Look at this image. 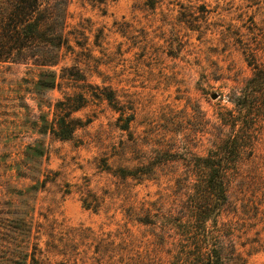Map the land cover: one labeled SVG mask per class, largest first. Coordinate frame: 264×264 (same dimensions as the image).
<instances>
[{"label":"rangeland","instance_id":"obj_1","mask_svg":"<svg viewBox=\"0 0 264 264\" xmlns=\"http://www.w3.org/2000/svg\"><path fill=\"white\" fill-rule=\"evenodd\" d=\"M62 21L57 70L87 81L44 88L41 69L0 63V219L14 223L0 262L37 248L36 264H184L170 221L194 200L197 240L264 264V83L250 113L237 104L264 75V0H66ZM68 97L80 121L63 140L51 124ZM233 138L214 211L196 160Z\"/></svg>","mask_w":264,"mask_h":264},{"label":"trees","instance_id":"obj_2","mask_svg":"<svg viewBox=\"0 0 264 264\" xmlns=\"http://www.w3.org/2000/svg\"><path fill=\"white\" fill-rule=\"evenodd\" d=\"M65 1L0 0V63H23L41 69L43 78H40L38 84L44 88H55L60 84L59 79L64 78L87 81L86 75L77 67L62 68L61 73L57 70L60 63L59 51L69 42L68 36L64 34L63 27L65 25L62 21ZM93 1L103 2L104 0ZM263 83L264 75L259 71L245 87L243 95L237 101L241 109L247 113L251 112L258 93L256 84L261 86ZM96 87L99 88V86ZM106 96L111 101L115 100L113 96ZM81 98L85 99L83 95ZM71 99V97H68L67 101L69 100V102L60 101V107L64 108L65 106V109L69 111L60 118L56 117L55 122L51 124L52 133L63 140L70 138L75 133L80 121L72 117V112L78 109L79 106L70 104ZM46 129L44 128V131ZM237 142L236 138L228 139L216 153L196 160V162L205 165L208 170L205 179V191L214 200L212 203L209 202L208 205L211 210L214 207V211H218L228 199L225 184L226 166L235 161L238 155ZM169 159L165 157L162 162L169 161ZM187 209V216L175 218V222L170 221L180 230L185 242L179 262L184 264H224L223 250L217 243L210 244L207 241L203 244V239L207 233H201L200 237H203V239H196L195 234L203 229L198 223H205L208 208L199 211L197 201L193 200L187 203ZM6 220L0 219V241L7 239L6 236H9L11 227L14 226V223L8 222L10 221L9 218H6ZM16 227L21 231L26 228V224L22 221ZM3 247L6 246L0 243V251H3ZM35 251L20 252L26 264L29 257L32 264L37 263ZM2 257L5 258L6 256ZM5 261L12 264H21L19 260L10 256L6 257ZM5 261L4 263L0 262V264H7Z\"/></svg>","mask_w":264,"mask_h":264},{"label":"water","instance_id":"obj_3","mask_svg":"<svg viewBox=\"0 0 264 264\" xmlns=\"http://www.w3.org/2000/svg\"><path fill=\"white\" fill-rule=\"evenodd\" d=\"M216 96H217V94H214V95H213V98H216Z\"/></svg>","mask_w":264,"mask_h":264}]
</instances>
